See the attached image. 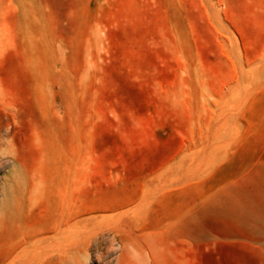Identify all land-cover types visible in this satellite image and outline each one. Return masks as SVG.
Masks as SVG:
<instances>
[{"label":"rangeland","instance_id":"rangeland-1","mask_svg":"<svg viewBox=\"0 0 264 264\" xmlns=\"http://www.w3.org/2000/svg\"><path fill=\"white\" fill-rule=\"evenodd\" d=\"M5 181L0 263L64 214L124 264H264V0H0Z\"/></svg>","mask_w":264,"mask_h":264},{"label":"bare ground","instance_id":"bare-ground-1","mask_svg":"<svg viewBox=\"0 0 264 264\" xmlns=\"http://www.w3.org/2000/svg\"><path fill=\"white\" fill-rule=\"evenodd\" d=\"M18 189L13 182L0 185V233L2 227L13 224L18 217ZM259 228L264 229V213L256 216ZM108 224L103 225V222ZM113 216L90 215L68 217L60 215L49 231L39 234L17 232L9 237L10 249L0 264H124L133 256L124 243L113 244L121 222ZM14 227V226H13ZM110 240L107 251L102 245Z\"/></svg>","mask_w":264,"mask_h":264}]
</instances>
